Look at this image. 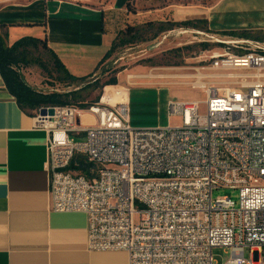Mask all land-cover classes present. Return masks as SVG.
I'll list each match as a JSON object with an SVG mask.
<instances>
[{
    "label": "built area",
    "instance_id": "1",
    "mask_svg": "<svg viewBox=\"0 0 264 264\" xmlns=\"http://www.w3.org/2000/svg\"><path fill=\"white\" fill-rule=\"evenodd\" d=\"M202 34L217 47L183 77L204 97L169 100L177 125L134 128L126 103L103 96L35 112L50 209L87 215L90 250L123 251L126 264H264V39ZM78 156L90 172L71 167ZM220 188L236 198H213Z\"/></svg>",
    "mask_w": 264,
    "mask_h": 264
},
{
    "label": "crops",
    "instance_id": "2",
    "mask_svg": "<svg viewBox=\"0 0 264 264\" xmlns=\"http://www.w3.org/2000/svg\"><path fill=\"white\" fill-rule=\"evenodd\" d=\"M137 1L131 0L135 10ZM126 3L0 0V24L6 25L9 44L25 36L43 37L45 24L47 46L71 74L83 77L96 71L115 39L107 34L106 14L124 12L128 18L131 13L144 22L143 13L127 11ZM152 12L155 17L146 22L206 20L207 33L264 30V0H161ZM130 75H165L135 72L113 85L125 93L127 120L134 128L166 126L169 100L201 99L177 96L190 88L184 85L132 84ZM33 125V115L18 107L0 76V264H123L117 258L123 251L89 249L84 212L50 209L46 132Z\"/></svg>",
    "mask_w": 264,
    "mask_h": 264
},
{
    "label": "rangeland",
    "instance_id": "3",
    "mask_svg": "<svg viewBox=\"0 0 264 264\" xmlns=\"http://www.w3.org/2000/svg\"><path fill=\"white\" fill-rule=\"evenodd\" d=\"M191 1V0H181ZM200 2H210L211 0H193ZM136 10H139L144 22L134 18L133 14H128L126 18L125 13L115 11L109 18L106 14L105 26L107 34L114 38L115 43L108 53L103 62L100 63L96 71L86 76L85 80L79 85L75 84L66 85L59 82L55 78V73L52 72L50 58L44 51L31 50L32 56L42 61L51 71L46 73L41 67L35 64L21 67V74L25 81L41 92H65L75 91L83 102H90L97 96L99 98L104 92V87L101 86L94 90L89 87L96 79L98 84L101 85L106 82L111 76H115L117 81L121 78H127V75L135 72L151 73V74H164L165 77L143 79L130 75L129 80L132 84L152 83L158 84L160 82H167L176 86L190 87L186 82L192 80L183 75H190L196 72L195 68L205 64L200 60V55L205 50L201 49L199 43L208 42L209 48H216L214 42L205 41L206 37L202 34V30L194 28L173 27L170 30L160 31L157 24L158 21L153 22V27L146 25V19L155 17L154 9L161 4V0H138ZM135 10V11H136ZM150 11V12H149ZM154 16H151V15ZM141 20V19H140ZM126 22L131 23L137 29V34L132 38H127L121 30L124 29ZM150 22V21H149ZM186 46L189 48L184 49ZM109 48V49H110ZM208 48V49H209ZM203 73H212V71L202 70ZM108 86V85H107ZM110 86V85H109ZM185 95L203 98L204 94L201 90L189 88L188 90L178 91L177 96L184 97ZM177 98V97H175ZM73 106H77L74 104ZM34 116V115H33ZM163 119V118H162ZM79 122V119H78ZM180 123V119L171 116L167 120V124L174 126ZM78 159L75 158L73 164H77ZM85 169L90 172L93 164L87 162ZM229 196L232 199L236 198V191L229 189H216L212 193V197ZM213 258L218 263H222L229 259L230 251L226 248H214ZM250 255L249 250H244V256L248 258ZM124 264L127 261V254L120 252L117 256Z\"/></svg>",
    "mask_w": 264,
    "mask_h": 264
},
{
    "label": "trees",
    "instance_id": "4",
    "mask_svg": "<svg viewBox=\"0 0 264 264\" xmlns=\"http://www.w3.org/2000/svg\"><path fill=\"white\" fill-rule=\"evenodd\" d=\"M188 2V1H183ZM126 10L129 12H135V7L132 5L131 0H127ZM150 27H153L154 23L151 21L146 23ZM43 26V37L35 38L31 36L22 37L13 43L9 44L7 42V32L6 25L0 24V76L4 82V85L11 94L18 107L25 113L30 115H35L37 109L41 106L46 105H74L84 107L90 104L98 102L99 96L91 100L90 102H83V99L75 93V91H65V92H41L38 91L33 86L29 85L23 75L21 74V67L28 66L29 64H35L41 67L46 73L54 72L55 78L59 82H63L66 85L75 84L79 86L86 78V76L78 77L71 74L63 63L59 60L57 55L47 46L46 42V29L45 24ZM160 31L170 30L173 27H183V28H194L199 29L204 32H211L207 28L206 20H187L181 22L175 21H166L157 24ZM121 32L126 35L127 38L134 37L137 34V29L131 23L126 22L124 29ZM217 34L220 35H229L233 37H242V38H251V39H264V30H239V31H223ZM115 43V39L111 44V48ZM201 49H208L210 44L208 42L199 43ZM111 48L105 53V55L99 61L96 69L103 60L106 59L108 53L111 51ZM189 48L186 46L184 49ZM44 51L50 58V69L38 58L32 56L31 50ZM98 79L89 87L92 90L103 87L105 85H115L117 84V78L111 76L103 84L99 85L97 82ZM77 165L72 163V167L78 170L81 173H87L85 165H88L86 160L82 157H78Z\"/></svg>",
    "mask_w": 264,
    "mask_h": 264
},
{
    "label": "bare ground",
    "instance_id": "5",
    "mask_svg": "<svg viewBox=\"0 0 264 264\" xmlns=\"http://www.w3.org/2000/svg\"><path fill=\"white\" fill-rule=\"evenodd\" d=\"M124 95L125 93L120 91L119 87L113 86V85H106L104 87V92H103V99L106 100L107 98L110 99L111 103H114L116 101H120V102H125L124 99Z\"/></svg>",
    "mask_w": 264,
    "mask_h": 264
},
{
    "label": "water",
    "instance_id": "6",
    "mask_svg": "<svg viewBox=\"0 0 264 264\" xmlns=\"http://www.w3.org/2000/svg\"><path fill=\"white\" fill-rule=\"evenodd\" d=\"M40 113H41V114H44V113H45V110H44V109H42V110L40 111Z\"/></svg>",
    "mask_w": 264,
    "mask_h": 264
}]
</instances>
